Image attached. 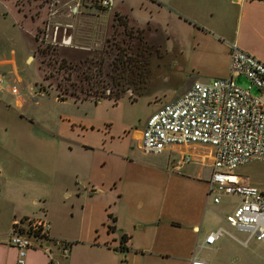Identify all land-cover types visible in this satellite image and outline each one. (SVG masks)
Here are the masks:
<instances>
[{
	"label": "crops",
	"instance_id": "obj_1",
	"mask_svg": "<svg viewBox=\"0 0 264 264\" xmlns=\"http://www.w3.org/2000/svg\"><path fill=\"white\" fill-rule=\"evenodd\" d=\"M59 1L49 2L51 13L47 3L38 8L35 20L16 8V19L26 25L33 47L46 38L64 45L72 40L69 21L63 26H71L57 37L59 21L52 13ZM80 7L95 14L91 17L99 12ZM100 12L108 15L107 21L127 19L134 37L143 40L144 55L135 69L142 78L136 80V75L119 87L129 98L136 93L158 101L156 109L195 81L228 77L230 44L264 63V0H116L112 11ZM47 28L51 34L46 30L38 35ZM144 33L151 40L157 33L159 42L149 43ZM165 56L173 57L166 65ZM38 77L37 92L23 84L37 98L0 95V108L6 112L0 136V264H18L8 234L14 220L25 217L46 219L50 228L44 247L28 249L24 264H190L192 256L213 264L204 250H219V239L211 246L202 242L216 225L209 224L213 204L222 199L213 203L207 197L212 167L198 155L203 149L168 146L164 150L176 153L178 160L152 162L154 153L142 151L140 137L156 109L141 129L117 130L112 109L118 97L67 95L42 86ZM183 77L185 86L176 92V79ZM10 79L22 81L19 75ZM49 91L53 96H45ZM44 102L56 107L55 119L47 116ZM10 114L25 127L14 129ZM184 151L192 154L189 162L180 161ZM60 242L68 243L65 255Z\"/></svg>",
	"mask_w": 264,
	"mask_h": 264
},
{
	"label": "built area",
	"instance_id": "obj_2",
	"mask_svg": "<svg viewBox=\"0 0 264 264\" xmlns=\"http://www.w3.org/2000/svg\"><path fill=\"white\" fill-rule=\"evenodd\" d=\"M74 1L75 9L85 5L108 12L116 2ZM238 76L246 79V87L234 83ZM24 93L30 95L20 79L0 76V95L19 97ZM192 145L209 151L198 153L203 161L209 159L212 167L207 197L213 203L221 202V194L238 197L233 210L226 214L225 223L248 233L243 245L251 238L264 243V186L251 184L247 178L233 173L249 162L264 163V63L235 44H230L228 77L193 82L184 93L152 113L141 131L140 147L145 153H161L168 146ZM191 156L188 151L181 152L180 161L189 162ZM49 228V222L42 218L14 220L8 244L17 250L18 264H24L28 249L44 247ZM224 234L230 236L225 227H217L204 237L202 246L215 244ZM60 244L62 254H67L68 243ZM190 264L208 262L192 256Z\"/></svg>",
	"mask_w": 264,
	"mask_h": 264
},
{
	"label": "rangeland",
	"instance_id": "obj_3",
	"mask_svg": "<svg viewBox=\"0 0 264 264\" xmlns=\"http://www.w3.org/2000/svg\"><path fill=\"white\" fill-rule=\"evenodd\" d=\"M41 1L0 0V76L3 75L5 79L10 80V77L19 75L23 84H30V87L33 88L35 80H39V73L42 86H49L52 89L54 87L63 94L81 97L118 96L117 101H113L114 103L117 102V107L112 109L113 115L119 120L115 124L116 129L120 130L122 126H125L129 131L135 128L141 129L146 116L157 108L158 101L157 103H154L153 100L149 102L145 96H139L136 93H133L135 97L129 98L131 94H128L127 91L123 92L125 89L119 86L123 82L127 83L126 79H130L129 82H131L136 75V80L139 77L140 79L142 78L143 73L139 70L135 71L140 66V63H131L121 68L117 60L113 59L115 46L118 43L116 38L126 31L136 34L133 26L127 19L125 20L120 17L116 19L113 17L110 23L111 20L107 21L108 15L100 14L101 12L98 9L96 10L100 13L96 12V17H91L95 14L90 15L89 11H87L88 9L83 7L75 9L74 3L68 1V4H65V0H58L57 8L52 13L56 16L57 21H59L56 25L59 27L57 37L58 39L61 38L64 27L71 26L68 23L66 26H63L65 22L69 21L73 23V28L68 29L71 32L72 40L64 45L61 40L50 42L51 40L46 38L44 42L41 41L35 48L33 47V39L31 38V34H28L26 25L17 21L15 13L16 8L24 9L35 20L40 12L38 8L43 7L45 3L48 4V13L49 11L51 13L49 9V2L51 0ZM130 2L138 4V0H130ZM46 30H48V35L51 34V30L47 28L41 29L38 35L46 34ZM103 32L105 33L104 35ZM108 32L110 33L108 34ZM68 34H70L69 31ZM138 34L141 35V32ZM144 34L149 43L159 42L157 33L154 34L155 40L147 39L146 33ZM172 41V39H169V43H172ZM136 43H138V40L134 39L133 47H136ZM171 59H173L172 56L163 57L164 62H166L165 65ZM182 74H184V71H182ZM233 81L236 85L243 87H246L248 84L242 76L234 77ZM175 84L176 92L181 91L185 86L184 77L176 79ZM40 86L34 87L36 92ZM122 86L124 85L122 84ZM48 93L52 96L54 94L52 91H49L46 92L45 96ZM251 93L257 95L255 90H252ZM169 94L171 95L170 91ZM30 95L33 98L36 95L38 97V94L30 93ZM44 105L49 109V115H46L49 118L55 119L57 117L55 114L56 107L52 108V105L47 104V102H44ZM14 110L20 109L16 108ZM5 113V110L0 108V136L1 134L3 135V130L1 129L3 124L1 123L2 119H4L1 115ZM8 119L14 121V129L16 127H25V124L18 123L11 114ZM1 141L2 139L0 138ZM133 145L137 147L135 142H133ZM202 152L209 154L208 150H203ZM149 159L152 162L168 161L175 163L178 160V155L176 153L168 154V151L164 150L161 154H150ZM206 161L210 162L209 159H206ZM203 169L204 173H209L207 167ZM233 173L247 178L251 184L264 186L263 162L253 161L243 166H238L233 170ZM221 199V204H213L216 210L213 220L209 224L213 226L219 223L211 231L216 229V227L223 226L230 236L224 234L220 237L217 243L219 250H204V256L211 260L213 264H264V243L251 238L246 245H243L242 243L246 241L248 233L229 227L224 221L228 210L232 209L238 201V197L221 194ZM52 247L53 249H57L55 245H52Z\"/></svg>",
	"mask_w": 264,
	"mask_h": 264
},
{
	"label": "flooded vegetation",
	"instance_id": "obj_4",
	"mask_svg": "<svg viewBox=\"0 0 264 264\" xmlns=\"http://www.w3.org/2000/svg\"><path fill=\"white\" fill-rule=\"evenodd\" d=\"M137 39L136 47H133V40ZM117 45L115 46V55L113 59L117 60L118 65L122 68L131 63H139L143 57L144 47L143 41L138 37L135 38L133 33L125 32L117 38Z\"/></svg>",
	"mask_w": 264,
	"mask_h": 264
},
{
	"label": "trees",
	"instance_id": "obj_5",
	"mask_svg": "<svg viewBox=\"0 0 264 264\" xmlns=\"http://www.w3.org/2000/svg\"><path fill=\"white\" fill-rule=\"evenodd\" d=\"M102 97V96H101ZM116 97H118V96H116ZM96 98H98V97H96Z\"/></svg>",
	"mask_w": 264,
	"mask_h": 264
}]
</instances>
